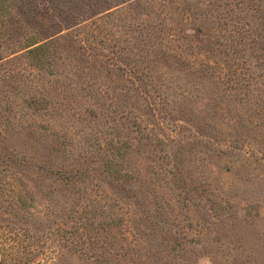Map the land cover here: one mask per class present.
I'll return each instance as SVG.
<instances>
[{
    "label": "rangeland",
    "instance_id": "obj_1",
    "mask_svg": "<svg viewBox=\"0 0 264 264\" xmlns=\"http://www.w3.org/2000/svg\"><path fill=\"white\" fill-rule=\"evenodd\" d=\"M0 264H264V0H0Z\"/></svg>",
    "mask_w": 264,
    "mask_h": 264
},
{
    "label": "trees",
    "instance_id": "obj_2",
    "mask_svg": "<svg viewBox=\"0 0 264 264\" xmlns=\"http://www.w3.org/2000/svg\"><path fill=\"white\" fill-rule=\"evenodd\" d=\"M35 44H36V43H29V45H27L26 48L32 47V46L35 45ZM38 49H39V48L34 49V48L32 47V48H29L28 50H29V52L33 53L35 50H38ZM45 166H47V165H45Z\"/></svg>",
    "mask_w": 264,
    "mask_h": 264
}]
</instances>
